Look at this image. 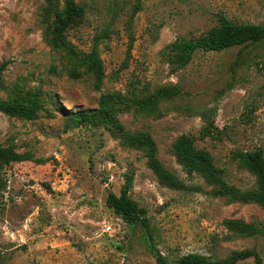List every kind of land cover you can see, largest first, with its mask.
<instances>
[{
	"label": "rangeland",
	"instance_id": "rangeland-1",
	"mask_svg": "<svg viewBox=\"0 0 264 264\" xmlns=\"http://www.w3.org/2000/svg\"><path fill=\"white\" fill-rule=\"evenodd\" d=\"M73 2L84 16L62 26L66 0H0V101L37 108L33 120L0 111V143L31 156L0 172V264H157L155 251L169 264L191 252L227 261L251 251L263 262L264 202L239 198L259 183L236 154L264 156V40L195 51L175 72L168 49L220 15L264 24V0ZM94 47L100 77L85 55ZM181 135L210 155L220 183L178 163ZM130 174L147 227L105 204ZM242 223L258 232L230 225Z\"/></svg>",
	"mask_w": 264,
	"mask_h": 264
},
{
	"label": "trees",
	"instance_id": "trees-1",
	"mask_svg": "<svg viewBox=\"0 0 264 264\" xmlns=\"http://www.w3.org/2000/svg\"><path fill=\"white\" fill-rule=\"evenodd\" d=\"M66 3V14L59 18L62 26L67 25L71 17L80 20L84 16V9L77 7L73 0H66ZM97 39L98 37L96 36L95 42H97ZM263 40L264 24L234 23L225 16L220 15L218 18V27L215 29L197 37L176 39L169 45L168 62L170 64V71L175 72L179 68L186 66L195 51H221L233 46H245ZM55 43L57 45H65L59 36H56ZM85 55L89 64V71L93 76L100 77L102 74L101 64L97 57L96 48L94 47ZM4 65L5 62L0 64V75L4 69ZM0 111L10 116H18L28 120L37 118L36 106L25 107L18 102L6 103L0 101ZM90 117H93V115H90ZM173 153L178 163L188 173L199 171L207 179L214 182H221L222 170L214 165L210 155L206 151L195 148L192 136L181 135L173 144ZM150 157L152 159L150 160V166L155 174L160 179L168 180V173L161 168L157 159L154 158L153 153L150 154ZM236 157L241 165L249 168L256 174L259 183L258 191L239 194V198L242 201L264 202V156L262 150L257 148L253 151L239 152L236 154ZM30 159L31 156L29 154L18 152L14 144L0 143V172L11 162ZM131 181L132 175H127L119 194L108 192L105 204L115 214L119 215L124 222L128 224H140L143 227H147L148 220L144 216L145 210L138 207L135 201L128 195L131 188ZM3 188H5V182L0 178V190ZM230 225L239 234L253 235L258 232V228L253 224L242 223ZM154 255L157 264H169L159 252L155 251ZM250 257L254 258L256 264H264V261L262 262L257 254L251 251L237 253L227 261H214L203 254L191 252L180 256L178 264H236L237 261Z\"/></svg>",
	"mask_w": 264,
	"mask_h": 264
},
{
	"label": "built area",
	"instance_id": "built-area-1",
	"mask_svg": "<svg viewBox=\"0 0 264 264\" xmlns=\"http://www.w3.org/2000/svg\"><path fill=\"white\" fill-rule=\"evenodd\" d=\"M109 230H111V226L107 225V226L105 227V231H109Z\"/></svg>",
	"mask_w": 264,
	"mask_h": 264
}]
</instances>
